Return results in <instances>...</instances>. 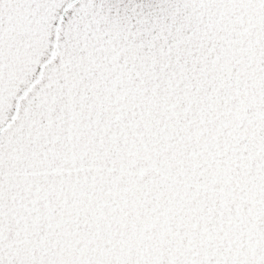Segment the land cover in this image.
Here are the masks:
<instances>
[{
    "label": "snow or ice",
    "instance_id": "6c2138e0",
    "mask_svg": "<svg viewBox=\"0 0 264 264\" xmlns=\"http://www.w3.org/2000/svg\"><path fill=\"white\" fill-rule=\"evenodd\" d=\"M0 264H264V0H0Z\"/></svg>",
    "mask_w": 264,
    "mask_h": 264
}]
</instances>
